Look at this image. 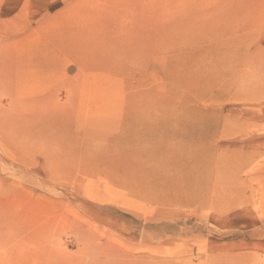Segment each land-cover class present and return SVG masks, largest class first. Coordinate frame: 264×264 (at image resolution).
Segmentation results:
<instances>
[{"label": "rangeland", "instance_id": "1", "mask_svg": "<svg viewBox=\"0 0 264 264\" xmlns=\"http://www.w3.org/2000/svg\"><path fill=\"white\" fill-rule=\"evenodd\" d=\"M44 1L0 0V264H264V0H82L118 3L82 32L47 20L78 0ZM32 34L59 60L15 86ZM130 130L135 162L177 168L164 195ZM25 132L50 163L21 164Z\"/></svg>", "mask_w": 264, "mask_h": 264}, {"label": "bare ground", "instance_id": "2", "mask_svg": "<svg viewBox=\"0 0 264 264\" xmlns=\"http://www.w3.org/2000/svg\"><path fill=\"white\" fill-rule=\"evenodd\" d=\"M54 2H57L58 0H45L43 3L39 4L41 5V7H45V6H49L50 3H53ZM81 1L82 0H78L77 2V5L76 7L74 8V6L72 7L69 3L66 5L65 2H63L64 4V7L61 8V13H67L69 14V16H67V14L65 16L61 15V16H57L56 19H47L48 21H51L50 23L54 24L53 26L55 27H58V26H64V27H70L72 26L73 29L76 31L78 30L79 32H82L84 31L85 28H87V19L89 17H94V19H99L101 20L99 17H101V12H103V14L106 16H111V18L113 19L114 18V12L117 10V4L118 3H114L112 1H108L106 3V9L104 11L102 10H94V11H86L82 8V4H81ZM197 2H199L200 0H195ZM61 2V1H60ZM116 2V1H115ZM62 3V2H61ZM104 7V5H103ZM58 9V8H57ZM56 9V10H57ZM99 11H101L99 13ZM103 16V15H102ZM125 17V16H124ZM105 20V23H108V25H111L112 27V21L114 22L115 20ZM110 22V24H109ZM116 23H114L113 26H115ZM107 25V24H106ZM90 26V25H88ZM89 29V28H88ZM97 30V29H96ZM88 31V30H87ZM99 32V31H98ZM35 34V33H34ZM34 34L32 35H29L25 41H20L18 40L17 44H16V48L17 46L19 48H17V52L16 53H12L10 58H9V63L13 66V64L15 63V61H18L16 63H18V68L17 70L13 71L11 76L14 80V83H15V86L16 84L18 85V83H20V86L22 87L23 85H30L31 84H37L38 81L37 80H41L44 76H47L50 74V71L52 69H54V65H56L58 63V56L56 57L55 53H52L50 52V49L49 50H42V46L39 44L38 42V37H41L40 35L37 37V36H34ZM42 35H45L46 37H49V36H56L57 32H53V29H47L46 32H41ZM86 34L88 35H92V32H91V29L90 31L86 32ZM90 37V36H89ZM42 38V37H41ZM42 42H43V39H42ZM146 44V43H145ZM145 44L143 45V47L145 46ZM20 45V46H19ZM22 45V47H21ZM84 50V46L83 45H80ZM47 47H50L49 45ZM45 49V48H44ZM48 49V48H47ZM50 52V54H48ZM51 57V58H50ZM17 65V64H16ZM64 66H62L63 68ZM15 68V67H14ZM13 68V69H14ZM61 67L60 68H56L54 72L56 73H59L58 70L61 71L62 69ZM14 94L15 95H18V96H23L25 93H17L15 90H14ZM198 114V116H196V119L200 118L202 119L205 114L203 112H200V113H196ZM213 117V116H212ZM128 120H136L137 117H135V115L133 116L132 114H128ZM43 120V119H42ZM131 120V121H132ZM215 121V120H214ZM23 122V121H22ZM133 122V121H132ZM20 123V122H19ZM205 124H202V123H199V124H196L193 129H194V132L197 133L198 131H201L203 130L204 127H210L212 126L211 125V121H205L204 122ZM29 124V123H28ZM122 124V122H121ZM23 125V124H22ZM26 126V125H25ZM31 126V125H29ZM32 127V126H31ZM124 127V126H123ZM122 127V128H123ZM21 128V127H20ZM22 128H25L24 125ZM28 128V127H26ZM30 128V127H29ZM143 128V127H142ZM35 129V128H34ZM24 130V129H23ZM22 130V131H23ZM25 131V130H24ZM124 131V130H123ZM122 131V132H123ZM131 131V130H130ZM33 132V131H32ZM31 132V133H32ZM134 132H136L135 130L134 131H131L132 133V138L128 141L129 142V145L131 147V150H132V154L130 156V158L128 157V162H132L135 167H137L139 173H140V176H139V179L138 181L135 180L137 177H138V174L134 175V180L136 181V183L138 182V186L141 187L140 189H142L143 191L145 190V188H150L149 190L153 191L154 193H159V194H163L166 193V190H165V183H163V181H166V179L169 177V176H172L173 174H175L177 172V168L175 169H168L166 168V171H163V168L160 167L159 165H154V167H150L149 163H148V160L149 158H144V160L142 161V163H139V162H135V160H137V155L136 153H139V151H144V147L149 145V141H145L146 139H141L139 137L136 136V134H134ZM26 133V132H25ZM24 134H20V135H25ZM108 133V132H107ZM130 133V134H131ZM209 133V132H208ZM34 134V132H33ZM110 134V133H108ZM31 134L27 135L26 133V136L25 137H22L20 139V144L22 145V143L24 144H32V137L30 136ZM122 135V134H121ZM125 135V134H124ZM139 135V134H138ZM33 136V135H32ZM106 136V135H104ZM108 136V135H107ZM106 136V137H107ZM46 137V136H45ZM113 137V136H112ZM130 137V136H129ZM141 137V136H140ZM200 137V136H199ZM209 137V136H208ZM34 138V137H33ZM36 138V137H35ZM87 138H92L91 136L87 137ZM101 138V137H100ZM103 139H106L104 137H102ZM116 138V137H115ZM89 139V140H90ZM111 139V138H109ZM114 139V138H113ZM125 139V137H124ZM117 140V138H116ZM115 140V142H116ZM123 140V139H122ZM140 140H144L143 142H141ZM92 141V139H91ZM90 141V142H91ZM127 141V140H126ZM14 142V141H13ZM119 142V140H118ZM151 142V141H150ZM15 143V142H14ZM75 143V142H74ZM89 143V142H88ZM112 143V141L110 142ZM120 143V142H119ZM122 143V142H121ZM125 143V142H124ZM12 144V143H11ZM16 144V143H15ZM87 144V142H86ZM85 144V146H86ZM128 144V143H127ZM17 147H19L18 144H16ZM41 145V144H40ZM116 145V144H115ZM124 145V144H122ZM23 148L20 149L21 153L23 154V157L22 159H20V162L21 164H23L24 166L25 165H28L27 163H29L32 158L34 157V155L36 154L37 156L36 157H39L40 155L42 157H44L43 159H45V161L47 162V160L49 161V156L50 154H48V157L46 156V150L44 149H37L35 147H32L30 148L29 145L24 146L22 145ZM81 146V145H80ZM90 146V145H89ZM122 147V146H121ZM120 147V148H121ZM126 147V146H125ZM123 148V147H122ZM129 148V147H128ZM130 150V151H131ZM113 151V150H112ZM125 151V149H124ZM116 152V151H115ZM145 152V151H144ZM113 153V152H112ZM124 153V152H122ZM118 154V153H117ZM130 154V153H129ZM185 154V153H184ZM188 154V153H187ZM193 154V153H192ZM191 154V155H192ZM146 155V153H145ZM195 155V154H194ZM40 156V157H41ZM140 157V156H139ZM147 157V156H146ZM149 157V155H148ZM179 157V156H178ZM181 157V156H180ZM185 157V156H184ZM189 157V156H187ZM167 159V158H166ZM174 159H175V156H174ZM180 159V158H179ZM53 160V159H52ZM115 160V159H114ZM151 160V159H150ZM188 160V159H187ZM186 160V161H187ZM125 161V160H124ZM170 161V160H169ZM117 162V161H116ZM130 162V163H131ZM144 162V163H143ZM173 162V161H172ZM182 162V161H181ZM47 163H50V162H47ZM127 163V162H126ZM179 163V162H178ZM185 163V162H184ZM118 164V163H117ZM173 165V163H172ZM120 166V165H119ZM181 166V165H180ZM179 166V167H180ZM127 167V166H126ZM205 167V166H204ZM208 168V167H207ZM132 169V168H131ZM136 171V170H135ZM186 171V169H185ZM193 171L192 173H196V174H199V168L197 169H191V170H188L186 172H191ZM126 172V171H124ZM134 172V171H132ZM129 177V176H128ZM127 177V178H128ZM206 184V183H205ZM136 185V184H135ZM139 191V190H138ZM143 191H141L140 193H142ZM146 192V191H145ZM177 192V191H176ZM148 194V193H147ZM162 195V196H163ZM150 198V197H149ZM153 199L156 200V201H162L163 199H161V196L160 197H155V195H153ZM21 264H36L35 262L31 261V260H24L23 262H21Z\"/></svg>", "mask_w": 264, "mask_h": 264}]
</instances>
